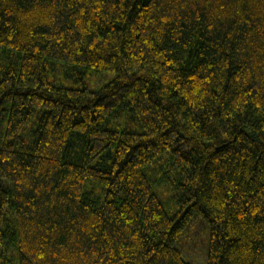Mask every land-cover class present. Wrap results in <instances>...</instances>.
<instances>
[{"label":"trees","instance_id":"1","mask_svg":"<svg viewBox=\"0 0 264 264\" xmlns=\"http://www.w3.org/2000/svg\"><path fill=\"white\" fill-rule=\"evenodd\" d=\"M264 264V0H0V264Z\"/></svg>","mask_w":264,"mask_h":264},{"label":"rangeland","instance_id":"2","mask_svg":"<svg viewBox=\"0 0 264 264\" xmlns=\"http://www.w3.org/2000/svg\"><path fill=\"white\" fill-rule=\"evenodd\" d=\"M195 264H206V256L205 251L204 253L200 254L199 257L195 260Z\"/></svg>","mask_w":264,"mask_h":264}]
</instances>
